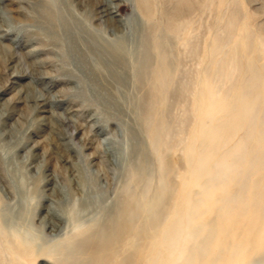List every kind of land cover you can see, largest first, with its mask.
Instances as JSON below:
<instances>
[{
  "label": "rangeland",
  "instance_id": "rangeland-1",
  "mask_svg": "<svg viewBox=\"0 0 264 264\" xmlns=\"http://www.w3.org/2000/svg\"><path fill=\"white\" fill-rule=\"evenodd\" d=\"M149 1L146 12L140 0H0V264H93L85 236L115 212L126 186L139 192L131 167H145L143 177L157 188L152 118L142 99L158 67L153 41L178 1ZM101 2L113 7V20L96 13ZM182 7L183 15L171 19L178 27L165 39L173 74L165 120L179 142L162 155L173 167L175 201L183 191V206L165 222L180 219V234L172 246L146 237L135 264H179L189 209L184 199L197 190L194 183L182 186V177L209 178L214 161L242 141V160L231 177L264 179V0H188ZM249 67L258 79L244 98ZM147 69L152 73L143 80ZM39 95L46 108L35 107ZM149 116L158 114L152 109ZM223 124L224 145L200 162ZM112 149L120 162L112 161ZM259 154L261 167L251 170ZM216 193L211 206L227 195ZM50 211L61 217L55 230L42 224ZM139 216L143 228L146 214ZM117 251L124 255L133 247Z\"/></svg>",
  "mask_w": 264,
  "mask_h": 264
},
{
  "label": "bare ground",
  "instance_id": "bare-ground-1",
  "mask_svg": "<svg viewBox=\"0 0 264 264\" xmlns=\"http://www.w3.org/2000/svg\"><path fill=\"white\" fill-rule=\"evenodd\" d=\"M177 1L176 8L166 15L165 28L167 31L165 29L158 31L153 41V46L159 55L157 69L152 73L150 67L145 71L141 70V75H139L145 80V72L152 73L151 78H149L148 94L142 100L147 103L146 117L152 118L148 124V133L151 138L152 151L159 162L157 168L159 172L158 186L151 188V180L148 181L146 177H143L144 172L147 171L145 167L137 168L133 165L131 170L129 169L132 182L139 186V192H132L129 185L126 186L125 195L117 205L115 212H111L110 216L100 226L90 235L85 236L86 239L84 240L88 245V254L92 255L93 264H113V259L116 257H119V264H135L140 261L136 257L140 246L145 243L146 237L151 236L150 240L159 237L172 246L180 234V219L177 220L172 217L169 222H165L168 216L174 215L178 204L179 208L183 206V191L180 190L178 199L175 201L178 185L176 183L171 184L169 179L173 167L162 156L164 151L179 142V138H176L173 133L170 134V126L165 120L168 99L172 94L171 81H173L172 63L167 58L170 45L168 42V44L166 43L165 39L171 34V31L178 27L171 19L182 16L183 1L188 2V0ZM139 3H141L143 10L149 12V0H140ZM113 10L112 6L104 7L102 2L96 7L98 16L108 17L110 20H113ZM144 43L147 47V43ZM153 46L152 48L149 46L150 49H153ZM214 50V52H218L217 45ZM148 58L145 59L148 60ZM142 65H144L143 62ZM24 72L22 71V73ZM225 72L228 71H220L219 74L223 75ZM233 73L234 71L231 70L228 74L232 76ZM248 74L249 77L244 84V98H247V92L252 90L258 79L253 67H249ZM12 75L19 76L20 74L16 72ZM212 92V88L209 89V98L213 102L214 93ZM161 104L165 105V109L160 107ZM35 107H47L45 96L36 98ZM152 109L158 114V117L149 116ZM2 116H5V113L0 111V117ZM68 121L70 120L64 116L63 123L68 124ZM224 128L225 125L223 124V128L220 125L215 129L205 151L200 155V162L211 159L218 148L224 145L225 142L223 141L226 137ZM70 136L72 137L73 133H70ZM241 150L242 141H238L224 154H221L212 165L211 176L205 180L199 181V179L185 177L186 180L183 181V177L180 178L182 186L183 184L194 183L197 190L189 192L184 199V203L189 206V209L185 216L182 245L177 258L179 264H264V179L254 180L253 183L250 181L239 183L233 180L231 173L237 162L242 160ZM109 151L110 149L103 148V152L107 155H109ZM111 152L113 153L112 161L120 162V155L116 154L113 149ZM254 157L255 159L251 160L249 164L251 170L261 167V163H259L262 158L261 155ZM213 189H215L214 192ZM220 190L227 192V195L215 199L216 204L211 206L212 196ZM193 208L194 211L191 210ZM142 213L146 214V222L144 221L143 228L137 227L136 222ZM50 215L42 224L50 230H55L57 226L55 220L61 217L60 214L53 211H50ZM192 222H195L196 225L192 226ZM159 226H162L161 230L156 231L155 229ZM126 245L133 247V251L124 255L119 254L117 249ZM44 257L52 260V255L49 253L45 254Z\"/></svg>",
  "mask_w": 264,
  "mask_h": 264
}]
</instances>
